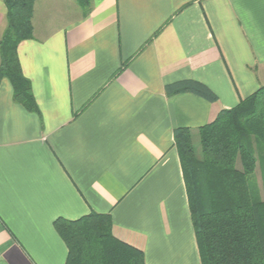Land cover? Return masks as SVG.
I'll return each instance as SVG.
<instances>
[{
  "label": "crops",
  "instance_id": "1",
  "mask_svg": "<svg viewBox=\"0 0 264 264\" xmlns=\"http://www.w3.org/2000/svg\"><path fill=\"white\" fill-rule=\"evenodd\" d=\"M88 1L33 4L17 56L38 113L0 81V264H65L53 222L90 212L146 264H200L173 134L264 86V0ZM184 79L217 100L166 95Z\"/></svg>",
  "mask_w": 264,
  "mask_h": 264
},
{
  "label": "trees",
  "instance_id": "2",
  "mask_svg": "<svg viewBox=\"0 0 264 264\" xmlns=\"http://www.w3.org/2000/svg\"><path fill=\"white\" fill-rule=\"evenodd\" d=\"M34 2L4 0L0 81L10 82L15 103L38 113L17 56L18 44L32 38ZM78 2L88 9V0ZM184 92L210 102L217 100L216 94L197 80L165 86L168 96ZM173 136L200 264H264V86L199 127L197 146L188 128L175 129ZM256 170L262 195L252 189ZM53 227L67 248L65 264H146L141 250L113 235L109 214L57 218Z\"/></svg>",
  "mask_w": 264,
  "mask_h": 264
},
{
  "label": "rangeland",
  "instance_id": "3",
  "mask_svg": "<svg viewBox=\"0 0 264 264\" xmlns=\"http://www.w3.org/2000/svg\"><path fill=\"white\" fill-rule=\"evenodd\" d=\"M193 142L197 146L198 145V138L195 137L193 139ZM252 186L254 187V188H252L254 191L258 192L259 195H262L261 178H260L258 170H256V174L254 175V177L252 179Z\"/></svg>",
  "mask_w": 264,
  "mask_h": 264
}]
</instances>
